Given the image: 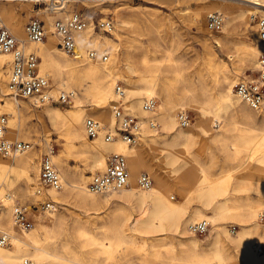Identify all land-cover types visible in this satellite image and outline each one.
<instances>
[{
    "label": "bare ground",
    "instance_id": "6f19581e",
    "mask_svg": "<svg viewBox=\"0 0 264 264\" xmlns=\"http://www.w3.org/2000/svg\"><path fill=\"white\" fill-rule=\"evenodd\" d=\"M33 1L41 2V0ZM42 1H45L44 3L49 1L47 8L55 13L51 16L52 19L60 18L68 11V2L80 0ZM243 1L247 2L244 4L245 7L239 6L233 11L223 9L218 2H212L206 7V10L208 9L206 12L210 10L224 12L228 21L247 18L248 15L252 19L257 14L264 17V0ZM13 10L0 7V26L5 25L3 19L5 22L7 20L6 27L11 28L16 34L24 50L40 57L38 70L48 77L54 75L57 84H52L49 79V94L54 96L62 90L73 92L74 106L68 110H61L47 102L42 103L45 104L43 112L39 114L31 112L32 108L25 105L24 100L13 99L8 95L6 84L11 72L12 54L0 53V98L7 88L5 105L0 110L7 117L6 136L11 141L15 138L27 137L28 135L21 136V132L28 129L30 131L31 125L26 124L28 118L32 117L41 124L47 134L45 144L48 154L60 174L63 186L62 191L49 185L44 186L42 190H45L48 199L62 202L70 196L91 209L97 208L104 202L108 204L113 197L119 198L134 208L136 216L134 225L139 232L159 233L168 228L179 246L177 249L171 246V251L166 257L157 252L149 255L140 246L138 240L127 237L123 226L128 217L122 211L118 214L121 217L117 214L114 216V222L110 227L111 234L101 232L99 239L92 236L88 227L79 226L77 236L81 246L89 247L87 256H82L68 243L63 244L61 248L51 244L49 225L55 221L57 208L45 212L48 220L46 225L38 222L30 230L17 228L14 225L13 213L18 206V200H23L32 194L29 184L33 181L31 169L35 161L32 152H29L31 148L25 153L15 155L11 161L0 158V226L6 228L3 232L9 235L12 243L9 247L0 245V261L3 264H22L26 259H31L32 264H207L209 262L264 264V253L259 254L256 251V244L264 241V227H262L264 224L258 219L259 212L264 209V119L258 122V126L249 125L254 121V115L240 106V99L233 89L236 75L217 59L216 52L209 42L204 43V60L210 67L215 66L218 69L213 78L217 93L211 92L212 88L204 82L203 74L197 72L195 75L197 79L190 76V83L183 78L179 79L183 88L179 89L180 93L177 95V88L175 89L167 74L162 73L160 62L157 61L153 49L145 45L142 52L136 55L134 46L115 42L128 24V21L121 18L118 9L114 8L117 17L115 30H112L114 39L98 38L93 33L91 24L84 31L75 34V41L80 40L82 46H99L101 51L108 48L110 55L105 61L88 59L85 53L88 48L81 49L75 54L80 48L78 44L71 56L60 46L59 49L65 54L58 52L55 41L58 37L54 32L53 23L48 32L44 26L46 40L29 41L25 33L24 19L18 10ZM32 12L28 11L27 14L30 15ZM204 14L205 10L196 11L194 22L199 30L208 31L206 25L204 26ZM161 35L157 31L155 35L157 40ZM224 38H215L219 47L226 44ZM259 40L264 45V41L260 38ZM259 40L254 36L252 41L235 47L238 57L234 66L236 72H242L247 66L256 69L260 50L255 43ZM166 51V60L171 61L174 58L172 51L170 48ZM4 64H7L9 69L7 76L4 74ZM173 72L176 77L182 76L178 70ZM118 81L123 82L124 107L132 114L137 112L142 120V129L135 143L131 145L118 136L111 141H106L103 137V133L107 130L117 135L116 120L111 105L116 98L115 85ZM157 95H162L160 103L151 111L143 110L144 100ZM175 99L180 100L173 103ZM30 100L36 102L34 99L27 101ZM187 104L195 110L196 115L191 128L189 125L179 126L176 118V111ZM86 117H93L101 122V131L95 138L88 137L85 132ZM148 120L158 122L166 134L157 135L156 129H151L147 125ZM47 122L54 130L61 132L60 134L64 135L67 141L74 143L79 140L78 152L85 156L88 154L85 163L90 172L96 169L103 170L108 154H123L130 169L128 186L121 190L103 193L104 200L101 201L99 195L102 194H94L88 190L86 185L88 176L84 174L83 169L73 172L62 152L53 155ZM195 134L220 143L227 159L237 160V165L217 177L210 176L198 161L197 154L190 153V143ZM145 147L149 148L152 155L148 156ZM151 156L159 159V165L152 162ZM142 170L149 173L152 178L149 177L153 179L146 189L138 187L136 183L137 176ZM18 173L23 174L21 180H17ZM173 178L176 179V183H173ZM176 186L183 195L193 193L200 206L195 205L188 210L182 200L173 197L172 193L176 190ZM231 188L247 193L255 192L256 196H247V201L243 203H235L234 201L237 200L230 198L234 196H230L225 201L217 200L219 195L229 192ZM232 201L234 204H230ZM228 215L237 217L242 222L236 238L229 239L223 236L226 228L221 220ZM38 219L41 218L37 216ZM201 220L211 224V235L206 244L189 236V224ZM16 230L18 235L14 234ZM231 249H234L236 255ZM132 258L134 262H131Z\"/></svg>",
    "mask_w": 264,
    "mask_h": 264
},
{
    "label": "rangeland",
    "instance_id": "374dc122",
    "mask_svg": "<svg viewBox=\"0 0 264 264\" xmlns=\"http://www.w3.org/2000/svg\"><path fill=\"white\" fill-rule=\"evenodd\" d=\"M44 2L45 1L42 0L41 2H36L33 0H0V7L18 10V12H20V15L24 19V28L25 24L31 17H36L38 19L43 20L44 26L46 27V31L48 32L52 27L51 23H53L56 19L59 18L53 17L52 19H50L51 16L55 13H52L53 11H50L47 8V3L49 1L47 3ZM212 2L220 3L223 9H228L229 11H233L239 6L245 7L244 4L247 3L243 0H90L87 2H83L80 0L68 2V11L64 13L62 17L74 11L80 12L85 15L88 20V23L91 24L90 27H92L93 33L98 38L111 37L114 39V37L112 36V30H115V23H117V17L115 16L114 8L118 9L117 12L120 16H122L121 18L128 21V24L126 28L122 30L120 36L116 38L115 42H119L124 45L134 46L136 48V55H139L140 52H142L143 47L145 45H148V48L153 49L156 52L155 57L157 61L160 62L159 64L161 65L162 73L164 72L165 74H167V77L170 82L173 84V86H175V89L177 88V95L180 93L179 89L183 88V84L179 81V79L183 78L187 80L186 82L190 83V76L197 79V77H195L197 72L203 74L204 82H206L209 88H212L211 92L216 94L217 90L214 85L213 78L218 72V69L215 66L210 67L205 63L204 43L207 41L209 42V44L213 47L216 52L217 59L223 62L232 74L236 75V82L240 77H244L248 74H253L255 68H253L252 66H247L243 68L242 72L235 71L234 66L237 63L238 58L237 53L235 52V47L242 46L244 43L252 41L254 36H256L258 40L259 37L256 31L255 24L254 22H252L250 15H248L247 18L243 17L238 18L235 21H228L226 14L224 12H221L224 15V24L220 31L211 32L209 29L208 31L199 30L194 22V14L196 11L205 10V26L207 15L211 12H216L215 10H210V12H206L208 11V9L206 10V7L210 6ZM28 11L33 12L29 15L27 14ZM257 16L262 17L260 14H257ZM100 18H111L113 20L115 25L109 33L97 28L96 22ZM3 20L5 25L2 26L6 27L7 20L6 22L5 19ZM223 27H225V29H223ZM9 29L11 30V28ZM157 31L158 34H162V37L160 36L158 40L155 36L157 34ZM11 32L14 34L16 39H18L16 34L12 30ZM217 37H225L224 40L227 41L226 44L222 45V47H219L215 40V38ZM55 41L56 46L58 48V52H60L61 54H65L59 49V45L57 44V38H55ZM18 42L22 43L20 40H18ZM77 44L80 46V48L77 49L75 54H78L81 49L86 50V48H89V46H82V44H80V40L77 42ZM255 45L258 46L260 50V55L264 51V45L260 40L256 42ZM93 48L101 50L99 46H93ZM168 48L171 49V54L174 57L171 61L166 60V50H168ZM106 49L109 50L108 48ZM69 55L71 56L73 54L69 53ZM36 56L39 60L38 63H40V57L38 55ZM3 69L4 74L7 76L9 72V69H7V64H4ZM173 70H178L182 76L176 77V74L173 72ZM41 74L46 75L44 73ZM49 79L52 84H57L54 75H49L48 80ZM161 96H154L157 100V104L160 103V100L162 99L160 98ZM6 97L7 88L4 92V95L0 98V110L4 108ZM179 100L180 99H175L172 102L177 103L179 102ZM23 103L25 105L30 106V109L32 108L31 112L36 114L43 112V108L45 106V104H36L35 102H31V100H24ZM73 104L74 103L72 102V99L70 102L67 103L50 102L51 106L57 107L64 111L74 106ZM240 106L245 107L247 111L251 112V114L254 115V121L249 123V125L258 126V122L264 119L263 114L254 113L250 106L241 100ZM180 110H186L191 114L192 121L189 124L191 128L193 122L196 120L195 110L190 107V104L182 106L176 111V113L178 114ZM135 113L137 115H134L139 116L137 112ZM1 114L3 113L0 112V115ZM156 123L158 125L156 128L157 135L166 134L165 131L161 129L160 124L158 122ZM26 124L31 125L30 131L29 129L27 131L23 130L21 132V136H28L25 138L21 137L19 139L15 138L14 140L29 142L32 144V149L29 151L32 152L31 154L32 157H34L35 161L34 167H32L31 169L33 181L31 182V184H29V186L32 188V194L23 200H18L17 203V205L26 206L27 210L29 211V214L32 216V225L29 228L30 230L36 224H38V222L44 225H46L48 222L45 216L47 214L36 209L37 200L39 199V196L37 197L34 193L36 186H41V189H43L44 187L43 185L39 184V161L42 155L48 154V148L45 144L47 134L43 130L41 124L37 122L36 119H32V117L26 119ZM47 124L48 129L50 131L48 138L53 151V155L56 156L62 152L66 157L68 166L71 168V170H73V172L83 169L84 174L88 176V181L86 183L88 188V183L90 182L92 176L96 173L104 171L105 168L103 170L96 169L94 172H90V169L85 163L86 159L88 158V154H86L85 156L84 154L78 152L79 150L77 146L79 145V140L75 141L74 143H71L67 141L64 135L60 134L61 132L59 133L58 131L54 130L49 122H47ZM145 150L148 156L152 155L149 148L145 147ZM190 153L197 154L198 161L205 168L206 172L212 177H217L221 175L225 170L235 167L237 165V160L227 159L224 148L220 143L207 140L200 134H195L193 136L192 141L190 143ZM109 155L110 154H108L107 157ZM0 158L8 161L12 160V158L3 157L1 154ZM151 160L153 163H155V165H159V159H157L156 157L151 156ZM179 164H181V162ZM142 173L147 172L144 170L140 171L137 178ZM147 174L150 176L149 173ZM16 177H18L17 180H21L23 178V174L18 173ZM172 181L173 183H176V179L173 178ZM60 190H63V186ZM42 192L43 195H46L44 197L48 198L47 194H45V190H42ZM104 195L105 194L99 195L101 201L104 200ZM172 195L174 198L182 200V203L187 206L188 210L192 209L195 205L200 206V202L195 199L193 193H191V195H183V193L180 192L177 186L176 190L172 193ZM247 196L254 197L256 196V194L255 192L247 193L239 189L234 190L231 188L229 192L219 195L217 197V200L225 201L230 197L233 198V200H237L234 201L235 203H243L247 201ZM114 198L115 197L111 198L108 204H105L104 202V204H100L97 208L91 209L87 208L84 203L77 201L74 197L71 198L69 196L66 200L62 202L50 198L51 200L57 203L55 205V208H57L55 221L49 225V227L51 228L50 235L52 237L50 239L51 244L54 245V247L56 248H61L63 244L68 243L71 248L78 250L82 256H87L89 253V247L81 246L79 238L77 236V229L79 228V226L84 225L88 227L91 231L92 236L96 239H99L98 237L101 232L107 233L108 235L111 234L112 230L110 227L114 222V216L116 214L118 215L122 211V213H124L128 217L126 218L125 225L123 226L127 237L135 241L138 240L141 244L140 246L144 248L146 252L149 253V255L157 252L161 256L166 257L171 251V246H175L176 249L178 248V242L176 241L173 233L168 228L167 230L159 233L139 232L134 225V218L136 217L134 208L127 205L119 198ZM234 202L232 201L230 204H234ZM37 216L41 219L37 220ZM119 216L120 215H118V217ZM221 222L222 225L226 228V232L223 234V236H226L229 239L236 238V233L241 229L242 222L237 217L230 215L224 217ZM262 227H264V225H262ZM210 228L211 224L209 223L208 230L205 233L192 234L189 232V236L198 239L203 244H206L208 243V239L211 235ZM5 229L6 228H4L3 226H0V234L3 233ZM14 234L18 235V231L16 230ZM10 245H12V243L1 246L9 247ZM256 245V251L259 252V254H263L264 241L262 243H257ZM231 251L233 252V254L235 253L236 255L234 249H231ZM131 262H134L133 258ZM0 264L3 263L0 261Z\"/></svg>",
    "mask_w": 264,
    "mask_h": 264
},
{
    "label": "built area",
    "instance_id": "2783aa9c",
    "mask_svg": "<svg viewBox=\"0 0 264 264\" xmlns=\"http://www.w3.org/2000/svg\"><path fill=\"white\" fill-rule=\"evenodd\" d=\"M59 3V2H56ZM259 38L264 41V17L253 16ZM224 23V15L221 12H211L207 15L206 26L211 31H219ZM88 20L80 12L74 11L64 18L56 19L53 22V29L59 41L58 45L66 52L73 54L78 45L75 41V34L84 31L88 26ZM97 28L109 33L114 28L111 18H100L96 22ZM25 33L29 41L40 42L46 37L44 22L36 17H31L25 24ZM0 53H11V72L7 83L8 95L17 100L34 99L37 103L47 102H70L73 92L60 91L57 95L49 94V80L38 70V57L33 52H26L11 31L0 26ZM87 58L90 60L108 59V50H99L89 47ZM234 92L241 101L248 104L257 113L264 114V51L257 59V67L253 74L240 77L233 86ZM116 98L112 102V112L116 120V134L107 130L104 139L111 141L116 136L120 137L128 144L136 141L137 134L142 129L140 117L132 114L129 109L124 107L122 98L125 94L123 83L118 81L115 85ZM35 102V103H36ZM157 104L155 97L146 98L142 104L145 111H151ZM178 125L187 127L192 116L186 110H180L177 114ZM151 129L157 128V123L151 120L146 121ZM102 125L101 122L93 117H86L84 129L88 137L95 138L99 135ZM7 117L0 115V154L3 157L13 158L17 154L25 153L32 148L29 142L14 140L11 141L6 136ZM129 167L123 154L112 153L107 157L104 171L92 176L88 183V190L94 194H103L115 190H121L128 186ZM39 182L43 186L49 185L56 190L62 187V181L58 170L55 168L49 154L42 155L39 161ZM152 179L147 173H142L137 178V185L146 189L151 185ZM35 193L39 196L36 209L41 212L54 211L55 201L45 198L40 186L35 187ZM41 197V198H40ZM14 225L20 229H29L32 225V216L25 206L18 205L13 213ZM258 219L264 224V209L259 212ZM209 222L206 220L197 221L189 224L188 230L192 234H203L208 230ZM11 239L5 232L0 234V245H8ZM22 264H32L31 259H26ZM207 264H217L209 262Z\"/></svg>",
    "mask_w": 264,
    "mask_h": 264
}]
</instances>
